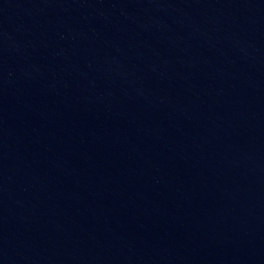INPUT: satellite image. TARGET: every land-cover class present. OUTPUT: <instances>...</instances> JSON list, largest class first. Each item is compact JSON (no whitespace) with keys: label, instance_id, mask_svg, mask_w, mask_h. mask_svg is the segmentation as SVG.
Instances as JSON below:
<instances>
[{"label":"water","instance_id":"water-1","mask_svg":"<svg viewBox=\"0 0 264 264\" xmlns=\"http://www.w3.org/2000/svg\"><path fill=\"white\" fill-rule=\"evenodd\" d=\"M0 264H264V0H0Z\"/></svg>","mask_w":264,"mask_h":264}]
</instances>
